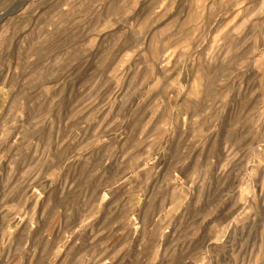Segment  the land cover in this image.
Returning <instances> with one entry per match:
<instances>
[{
	"label": "rangeland",
	"instance_id": "374dc122",
	"mask_svg": "<svg viewBox=\"0 0 264 264\" xmlns=\"http://www.w3.org/2000/svg\"><path fill=\"white\" fill-rule=\"evenodd\" d=\"M0 264H264V0H0Z\"/></svg>",
	"mask_w": 264,
	"mask_h": 264
}]
</instances>
